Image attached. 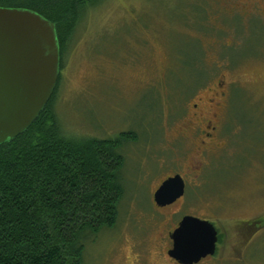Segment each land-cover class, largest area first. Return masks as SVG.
Masks as SVG:
<instances>
[{
  "label": "rangeland",
  "instance_id": "obj_1",
  "mask_svg": "<svg viewBox=\"0 0 264 264\" xmlns=\"http://www.w3.org/2000/svg\"><path fill=\"white\" fill-rule=\"evenodd\" d=\"M70 38L53 102L61 128L136 138L121 145L117 222L85 245L81 264H158L166 226L153 192L174 173L185 193L161 213L212 210L226 243L201 264H264V0H97ZM218 80L220 137L201 152L176 130ZM254 217L262 226L243 250V219Z\"/></svg>",
  "mask_w": 264,
  "mask_h": 264
},
{
  "label": "trees",
  "instance_id": "obj_2",
  "mask_svg": "<svg viewBox=\"0 0 264 264\" xmlns=\"http://www.w3.org/2000/svg\"><path fill=\"white\" fill-rule=\"evenodd\" d=\"M97 0H0L55 23L60 69L66 44ZM60 76V72H59ZM30 126L0 144V264H81L85 245L118 219L123 132L100 139L67 134L53 109L60 78Z\"/></svg>",
  "mask_w": 264,
  "mask_h": 264
},
{
  "label": "water",
  "instance_id": "obj_3",
  "mask_svg": "<svg viewBox=\"0 0 264 264\" xmlns=\"http://www.w3.org/2000/svg\"><path fill=\"white\" fill-rule=\"evenodd\" d=\"M60 72L55 23L25 8L0 6V144L24 132L48 103ZM184 193V181L176 173L153 192L159 206ZM171 256L192 264L213 254L216 230L211 222L185 215L172 232Z\"/></svg>",
  "mask_w": 264,
  "mask_h": 264
},
{
  "label": "flooded vegetation",
  "instance_id": "obj_4",
  "mask_svg": "<svg viewBox=\"0 0 264 264\" xmlns=\"http://www.w3.org/2000/svg\"><path fill=\"white\" fill-rule=\"evenodd\" d=\"M222 83L223 82L221 80H218L213 83V86L206 88V90L208 91L207 94L195 96L196 102L192 104V108L186 113V121L181 124L179 130L178 129L176 130L177 134L180 136L191 137L192 140L196 142L201 152H205L209 148H214L211 146H213L217 141V139L220 137L219 131H220L221 119H222L221 110L223 109L224 106L222 100L224 99L225 96ZM120 134L121 133H119L118 135ZM195 168H197V166H195ZM181 177L183 178L184 181V193H185L186 181L182 175ZM183 195L177 198L172 203L164 206H159L155 204V202L153 201V205L157 208V210L161 214L160 218L162 223L164 224V226H166V228L163 227L164 232H161L158 237V254H157L158 257L157 260L159 261L158 264H183L180 263L178 260H176L173 256H171L169 250L173 246V240L171 238V234L178 227L179 222L185 215H192L200 219H205L211 222L212 224H213L212 221L217 219V217H215V215L213 214V211L209 209L205 214L189 212V213L181 214V216L179 217H175V213L177 211H173L171 213H165L162 211L161 213L160 210L170 208L175 204H177L178 201L182 199ZM261 217L262 216H260V218ZM243 220L247 222V225H245L243 228L240 229L245 237V240L241 245V248L243 247L242 249L244 250V247L247 245L249 240H251V238H253L255 234H257V229L262 226V223L260 222L261 219H259L258 217L247 218ZM213 226L216 230V237H217L214 253L206 255L196 263H192V264H201L204 261L211 259L218 252L217 248H219L218 244L220 243L221 244H220L219 255H221V257L223 256L225 252L226 243L223 241L220 242L219 240L220 232L217 230L214 224ZM239 252H240L239 256H241L242 255L241 250H239Z\"/></svg>",
  "mask_w": 264,
  "mask_h": 264
}]
</instances>
